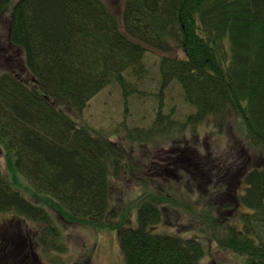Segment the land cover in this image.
<instances>
[{
	"label": "trees",
	"instance_id": "16d2710c",
	"mask_svg": "<svg viewBox=\"0 0 264 264\" xmlns=\"http://www.w3.org/2000/svg\"><path fill=\"white\" fill-rule=\"evenodd\" d=\"M122 1L118 14L103 0H0L6 39L22 52L0 70L11 175L0 161V212L40 223L48 251L67 250L55 211L116 231L125 264H214L212 245L234 264H264V0ZM150 48L165 53L153 123L124 142L80 123L109 83L138 90L128 75L143 77ZM174 80L196 108L184 121L163 110ZM210 120L240 145L202 152ZM169 144L190 151L177 176H149L153 148Z\"/></svg>",
	"mask_w": 264,
	"mask_h": 264
},
{
	"label": "rangeland",
	"instance_id": "374dc122",
	"mask_svg": "<svg viewBox=\"0 0 264 264\" xmlns=\"http://www.w3.org/2000/svg\"><path fill=\"white\" fill-rule=\"evenodd\" d=\"M103 1L118 14L124 7L122 0ZM6 33L7 17L0 20V70L9 68L8 63H12V66L17 64V57L22 60V52L7 41ZM177 52L184 54L180 49ZM164 54L155 48H150L144 57L146 72L143 77L138 78L129 73L128 79L135 83L138 90L125 95L117 81L109 83L89 101L80 115H74L76 119L80 123L88 124L103 132L117 142H124L131 128L149 127L157 116L161 100L159 65L161 56ZM163 94L164 112L177 121H184L190 113L196 110L195 106L186 99L181 84L176 80L166 86ZM70 113L73 115V111ZM199 129H201V139L198 140H202L204 146L202 152L210 150L207 147L209 143L218 145L224 150L240 145V140L235 135L232 126L222 129L223 134H218V129L210 120L203 122ZM192 138L193 136L190 137V144H194ZM195 138L197 139L196 136ZM169 145L171 146L169 149H163L164 146L153 148V151H156L153 152L156 158L143 168L149 176H177V162L186 160L190 151H182L174 144ZM181 147L191 149L192 146L185 148L182 145ZM0 161L10 178L3 153L0 154ZM134 184L136 183L133 181L127 183L130 189ZM126 193L130 194V192ZM51 217L61 225L62 239L67 246L66 252L48 251L41 246L39 243L40 223L15 215L13 212H0V264H15L14 261L19 257L13 245H3V243H9L10 240L16 239L17 241V232H22L23 237L18 239L16 249L21 251L23 258L27 256L21 264H125L116 231L101 230L87 223L63 221L55 211H51ZM210 251L217 258L214 264L241 262L228 252L224 254L217 251L214 245L210 247Z\"/></svg>",
	"mask_w": 264,
	"mask_h": 264
},
{
	"label": "flooded vegetation",
	"instance_id": "af4514ba",
	"mask_svg": "<svg viewBox=\"0 0 264 264\" xmlns=\"http://www.w3.org/2000/svg\"><path fill=\"white\" fill-rule=\"evenodd\" d=\"M17 234V241H15L16 239H14V240H10V242L9 243H3V245H13L14 246V249L16 250V254H17V256H19L17 259V262H20L19 264H21V262H22V260L24 259V258H27V256L26 257H22L21 256V251H18L17 249H16V245H18V239L19 238H21V237H23V235H22V232L20 233V232H17L16 233ZM26 261V260H25Z\"/></svg>",
	"mask_w": 264,
	"mask_h": 264
}]
</instances>
